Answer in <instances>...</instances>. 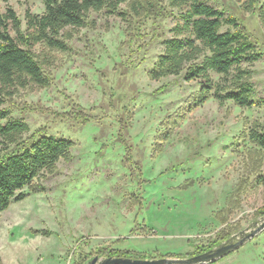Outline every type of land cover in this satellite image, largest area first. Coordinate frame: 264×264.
I'll return each instance as SVG.
<instances>
[{
    "label": "rangeland",
    "instance_id": "1",
    "mask_svg": "<svg viewBox=\"0 0 264 264\" xmlns=\"http://www.w3.org/2000/svg\"><path fill=\"white\" fill-rule=\"evenodd\" d=\"M203 1L238 17L264 53L250 0ZM9 7L23 27L27 10L44 11L43 0H0L1 13ZM168 13L123 20L92 11L86 27L66 29L69 51L33 48L49 58L50 85L17 87L5 106L28 123L24 138L44 132L74 147L35 180L45 191L25 187L26 198L0 212L2 264H87L105 247L186 259L222 229L238 241L264 222V188L252 185L264 152L247 138L254 122L264 125V105L210 99L192 109L197 83L151 80L162 39L181 23ZM244 68L264 99V58ZM208 264H264V229Z\"/></svg>",
    "mask_w": 264,
    "mask_h": 264
},
{
    "label": "trees",
    "instance_id": "2",
    "mask_svg": "<svg viewBox=\"0 0 264 264\" xmlns=\"http://www.w3.org/2000/svg\"><path fill=\"white\" fill-rule=\"evenodd\" d=\"M163 1L43 0L42 13L26 11L25 27L12 7L0 12V212L11 202L24 200L26 194L20 191L25 187L32 192L45 191L35 180L52 172L61 160L68 159L74 147L71 139L44 132L24 138L30 127L25 120L12 115L5 106L6 100L17 87L24 88L29 83L40 87L50 85V77L43 65L49 58H40L33 48L43 45L50 50L69 51L66 29L86 27L88 14L92 11L105 10L123 20L142 15L167 16L169 12L168 16L181 21L171 29V36L162 39L164 47L148 74L155 81L174 77L184 83H197L200 88L192 101V109L210 99L221 105L232 102L247 109L264 105V99L257 96L251 81L252 71L244 68L245 64L263 60L264 53L246 25L238 17L203 0H166L167 5ZM124 3L129 10L121 9L120 5ZM248 6L264 29V0H250ZM163 90L159 88L155 94ZM76 107L72 111L73 118L79 111ZM169 136L170 132L165 135L166 138ZM247 138L264 152L263 124L254 122L249 126ZM132 163L139 167L137 162ZM260 169L252 185L264 188V168ZM259 213L264 212L260 210ZM230 237L231 233L222 229L206 246L192 245L194 251L189 255L212 250ZM96 255L145 259L143 253L112 247H105Z\"/></svg>",
    "mask_w": 264,
    "mask_h": 264
},
{
    "label": "water",
    "instance_id": "3",
    "mask_svg": "<svg viewBox=\"0 0 264 264\" xmlns=\"http://www.w3.org/2000/svg\"><path fill=\"white\" fill-rule=\"evenodd\" d=\"M264 229V222L245 238L234 241L235 237H230L227 241L212 250L190 258H159V259H140L129 257H99L95 256L87 264H208L215 262L228 255L239 246L244 244L248 237L255 235Z\"/></svg>",
    "mask_w": 264,
    "mask_h": 264
}]
</instances>
